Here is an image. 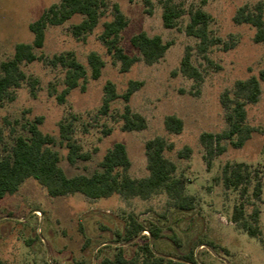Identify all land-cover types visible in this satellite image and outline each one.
Instances as JSON below:
<instances>
[{
	"label": "rangeland",
	"instance_id": "obj_1",
	"mask_svg": "<svg viewBox=\"0 0 264 264\" xmlns=\"http://www.w3.org/2000/svg\"><path fill=\"white\" fill-rule=\"evenodd\" d=\"M60 1L0 0V64L13 57L18 43L33 42L30 23ZM168 1L183 10L178 25L172 29L163 23V9ZM106 2L93 31L79 38L74 36L73 26L83 19L76 15L62 25H50L44 47L36 49L37 55L47 59L73 52L87 68V79L64 101L60 96L66 88L65 68L45 60L21 65L26 79L19 87L11 88L0 104V160L12 154L17 138L31 137L30 127L41 118L38 128L56 139L51 147L59 152L60 166L68 176H91L101 170L107 152L122 143L131 160L129 176L141 179L149 175L145 144L161 136L173 144L165 156L177 165L175 176L186 181L185 193L195 196V206L188 211L177 208L175 201L163 192L148 199L119 194L91 199L81 193L51 197L37 180L28 178L17 192L0 199V262L97 264L105 257H114L120 247L130 258L149 242L156 255L195 259V263L187 261L191 264H264V82L258 102L246 105V124L254 132L242 147L225 139L221 143L224 151L210 158L201 142L204 133L218 134L228 129L221 96L228 92L235 98L237 81L259 77L264 70V43L254 41L257 28L234 22V16L244 6L256 12L261 8L264 13V0H152L151 14L144 0ZM115 5L128 20L120 41L125 51L141 58L130 39L146 32L171 43L162 59L154 64L140 59L128 71H122V63L101 40L104 23L114 19ZM197 9L210 14V36L221 40L211 45L207 53H201L200 40L186 32L189 13ZM188 48L192 64L200 73L197 79L181 71ZM92 52L100 54L105 62L98 79L92 78L88 62ZM130 81L143 82V86L126 102L123 96ZM108 82L115 85L119 97L104 113ZM127 106L145 117L146 129H124ZM168 115L183 120L180 134L165 128ZM62 123L71 125L70 137L82 153L90 154L88 160L78 159L75 164L68 161L69 149L61 143ZM227 163H245L252 170H259V199L253 197L254 182L245 196L240 190L225 188L220 178ZM241 203L253 227L256 225L251 215L255 207L260 209L257 237H251L232 221L234 209ZM132 220L142 224L144 230L127 240L124 234ZM153 229L160 232L157 239L150 234Z\"/></svg>",
	"mask_w": 264,
	"mask_h": 264
},
{
	"label": "trees",
	"instance_id": "obj_2",
	"mask_svg": "<svg viewBox=\"0 0 264 264\" xmlns=\"http://www.w3.org/2000/svg\"><path fill=\"white\" fill-rule=\"evenodd\" d=\"M148 7V13L153 12L152 0H144ZM107 6L106 0H61L52 4L35 21L30 23L29 29L34 35L32 43H18L11 59L0 64V104L7 98L11 88H17L26 79L21 65L24 62L33 63L37 60L49 61L53 66H62L67 70L65 84L66 88L60 100L64 101L66 95L77 88L88 76L87 68L82 64L73 52L54 55L47 59L44 55H37L36 49H42L46 41V30L52 26H59L71 20L76 15L83 16L80 23L73 26V34L81 37L83 34L94 30L103 15L102 9ZM114 19L104 23L101 40L107 50L122 63V71H128L133 64L143 59L147 64H154L165 56L171 43H164L159 35L153 37L146 32L135 34L131 37V45L138 49L142 57L129 55L120 44L121 33L128 26V20L118 5L114 6ZM183 10L177 5L168 1L163 9V23L168 29L175 28L178 19L182 16ZM190 21L186 27L188 35L200 40L198 49L201 53H207L211 45L221 42L210 36L209 24L211 16L203 9H197L189 13ZM237 24L247 23L257 28L254 37L256 43H264V13L261 8L258 12L252 11L248 6L242 7L234 16ZM188 48L181 62V71L192 79L200 77V73L191 61V52ZM91 67L92 78L98 79L102 74L105 62L97 52H92L88 58ZM264 82V70L260 71L259 77H251L247 80L236 82L235 98H231L228 92L221 96V103L226 110V121L228 129L222 133H204L201 135V142L205 145L208 157L215 153H222L223 140L232 141L235 147H242L252 136L254 129L246 124L248 103H257L262 93L261 82ZM143 86V82L130 81L128 90L123 98L128 102L131 96ZM106 96L103 104V112L107 113L112 101L119 95L112 82L105 87ZM124 129L127 131H142L147 127V121L139 113H134L129 106L124 113ZM42 119L38 118L36 124L30 127L31 137L17 138L12 154L0 160V199L7 193H15L28 178H34L44 186L51 197H60L81 193L91 199L109 198L115 194L126 198L141 197L148 199L159 193H166L175 201V206L182 210H192L196 203L193 195L185 193L186 181L176 177L177 165L165 156L166 150H171L173 144L168 143L164 137L157 136L148 140L145 144L147 156V168L149 175L141 179H134L129 176L131 167L127 148L122 143H116L104 157L101 163V170L91 176L75 175L68 176L60 166L59 152L52 149L56 139L48 134L42 133L38 124ZM165 128L170 133L180 134L184 129V122L175 115H168L164 121ZM70 124L62 123L61 143H65L69 149L68 161L75 164L78 159L88 160L90 154L82 153L80 147L70 137ZM236 138V140H234ZM190 152V148H186ZM221 181L226 189L240 190L246 195L250 185L254 182L253 197L259 199L262 194V181L259 170H252L248 164L227 163L222 172ZM252 226L245 214V205L241 203L236 206L232 221L244 230L251 237H257L260 222V209L254 208L251 215ZM144 230V226L132 220L127 227L124 236L132 240ZM159 230H150L153 238L159 237ZM185 261H192L193 258H185ZM0 264H5L0 262ZM97 264H187L185 262L168 259L156 255L149 242L140 247L130 258L126 256L123 248H117L114 257H105Z\"/></svg>",
	"mask_w": 264,
	"mask_h": 264
},
{
	"label": "water",
	"instance_id": "obj_3",
	"mask_svg": "<svg viewBox=\"0 0 264 264\" xmlns=\"http://www.w3.org/2000/svg\"><path fill=\"white\" fill-rule=\"evenodd\" d=\"M170 259H173V260H176V261H181V262H185V263H187V264H191V263H189V262H187V261H185V260H183V259H178V258H170Z\"/></svg>",
	"mask_w": 264,
	"mask_h": 264
}]
</instances>
